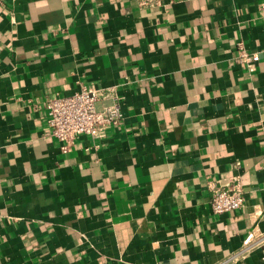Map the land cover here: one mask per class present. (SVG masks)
Instances as JSON below:
<instances>
[{
	"label": "crops",
	"instance_id": "1",
	"mask_svg": "<svg viewBox=\"0 0 264 264\" xmlns=\"http://www.w3.org/2000/svg\"><path fill=\"white\" fill-rule=\"evenodd\" d=\"M83 86L122 120L64 151L44 100ZM0 264H264L259 0H0Z\"/></svg>",
	"mask_w": 264,
	"mask_h": 264
},
{
	"label": "built area",
	"instance_id": "2",
	"mask_svg": "<svg viewBox=\"0 0 264 264\" xmlns=\"http://www.w3.org/2000/svg\"><path fill=\"white\" fill-rule=\"evenodd\" d=\"M161 0H137L139 8L154 7ZM259 8L264 12V0H259ZM236 58L239 63L251 65L258 60L255 52H249L241 41L236 43ZM109 98V104L98 108L100 99ZM49 133L68 150L80 135L102 138L108 130L122 120L120 97L114 93L83 86L72 94L52 96L44 100ZM236 166L238 163L235 164ZM210 192V208L213 213L224 214L240 209L244 195L239 175H231L227 180L207 182Z\"/></svg>",
	"mask_w": 264,
	"mask_h": 264
}]
</instances>
